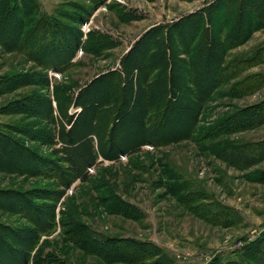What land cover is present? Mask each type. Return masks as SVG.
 I'll return each mask as SVG.
<instances>
[{"label":"rangeland","instance_id":"obj_1","mask_svg":"<svg viewBox=\"0 0 264 264\" xmlns=\"http://www.w3.org/2000/svg\"><path fill=\"white\" fill-rule=\"evenodd\" d=\"M35 1L41 14L60 21L58 35L72 52L62 69L44 67L40 37L12 32L33 6L0 0V25L7 3L22 9L0 32V259L20 250L30 257L21 264H257L252 250L264 243V86L255 89L247 79L264 80V59L251 56L264 47V0ZM168 46L165 67L178 76V101L197 119L194 134L132 150L134 140H145L135 123L126 130L133 137L116 136L120 150L132 151L111 155L99 123L91 125V115L78 119V93L116 71L105 79L108 95L130 79L135 104L145 106L143 93L136 95L142 71ZM211 46L217 64L209 70ZM146 48L153 56L135 71L134 56ZM245 58L257 63L236 66ZM241 68L247 70L230 80ZM161 69L153 67L156 75ZM64 91L75 98L61 113ZM150 108L152 115L160 110ZM252 145L261 146L259 153ZM41 160L59 171L44 165L36 173ZM76 167L86 170L66 187L62 174ZM95 235L111 241L102 248Z\"/></svg>","mask_w":264,"mask_h":264},{"label":"trees","instance_id":"obj_2","mask_svg":"<svg viewBox=\"0 0 264 264\" xmlns=\"http://www.w3.org/2000/svg\"><path fill=\"white\" fill-rule=\"evenodd\" d=\"M21 1L22 2L27 1L29 5L33 6L32 11L33 10L35 11L31 13L30 11H27L26 13L21 14L23 16V21L24 22L26 21V22L24 23V22H20L19 20H17V24H15V26L13 27L14 30H12V32L16 31L15 32L16 37L20 36V37H24L25 39H29V38L33 39L34 37L35 38L40 37L39 40L36 39L37 41L41 42V51L39 53L38 61L42 63L44 67L62 69V66H59V65H65L67 62L70 61V52H72V46L66 41L65 37H61V35H58V32L61 29L58 27L60 25V21L56 19L54 14L53 15L41 14L40 11H38V6H35L34 4L36 3L35 0H21ZM5 8H6V12H5L6 19L3 20V23L1 22L2 24L0 25V32L2 31L4 33L7 29L3 28V25L5 26L8 25V23H6L7 20L10 21L11 19H13L16 16L15 15L16 12H19V13L22 12V9L18 7L17 4H15V6L14 5L10 6L7 3V6ZM30 18H34V20L32 19L34 22ZM28 22L34 23L32 29L30 30L23 29L24 25L26 28ZM236 27L237 26H235L234 29H236ZM49 33L51 37H49ZM77 37L79 38L78 35ZM147 51L148 49L145 50V52H143V55L140 57L134 56L135 62H133V65H135V68L133 69H135V71L139 69L137 67L138 65H141V66L144 65L142 63H144L148 59V57L152 58L153 55H149ZM168 51H170L169 46L168 48H165V50H162L161 48L159 52L161 61L153 60L151 63V66H148V67L144 66L145 72L142 71V75H143L142 81L139 82L140 91H138V87H137L136 95L139 96L143 93L142 94L144 96L143 99L145 98L147 99L146 101L147 103L145 106L142 104L141 105L135 104L136 101L133 98V95H135V93H133V89H131L134 82L133 81L131 82L130 79L128 83L125 81V79L121 82V86L116 90L118 91L116 95H108V91H109L108 89L110 87H107V85H105L106 83L104 82H105V79H107L108 81L113 76H115L117 74L116 71L115 72L113 71L112 75H110L108 78H106L105 74H103L100 78L93 79L89 83V86L85 87L82 91L78 93L76 97V105L82 108L81 112L78 115V119L81 117L84 118L86 117V115H89V116L91 115L89 117L91 125H92V122L95 124L99 123L100 125L99 129L104 133V138H105V135L107 136L106 137L107 142L105 144V147L109 146L110 148L109 152L111 153V155L114 152H117L119 148L118 147L119 140L118 138H116V136L121 135L120 134L121 132H126L125 134L131 135L133 137L135 132L131 130L129 131H126V130L128 129L129 126L134 125L135 123L137 125L139 124L137 127V132H140L143 135H145V140L142 142H138L141 140H134L135 144L133 145V147H129L132 150L136 148H140L141 146L145 144L158 147L160 145H163L164 142L162 141L164 140H168V143H171V142H175V141L185 138L186 137L185 134L186 135L190 134V136L194 134L193 132L195 131L197 119L195 120L192 117L193 111H191V109L187 105H182L180 101H178L179 99L177 95L179 92H181V88H182L180 85L178 76H174L172 74L173 70L171 69V67L170 68L167 67V69L165 67L171 62L170 59L165 58V56H167L168 54ZM257 51L258 52L255 51L251 55L253 57V60L260 59V58L264 59V47L260 48ZM211 52H214L215 54V51L212 50V46H211V49H208V53L206 54V57H205L207 58L206 67L209 70L210 68L211 69L214 68V63L217 64V62H214V60L210 59L213 56V53ZM132 55H133V52L131 51L128 53V55L125 58L131 59ZM223 60L224 59L222 58L221 64L224 63ZM243 62H249L247 66L249 65L251 66L255 62L257 63V61L250 62L248 59L245 58V59H242L241 61H236V66H238L239 63H243ZM141 66H140L139 71H141ZM156 66L163 68V70L161 69L162 71L158 75H156L153 70V67H156ZM221 70L223 74L227 71L226 68L221 69ZM245 70L247 69H243V68H241V70L238 69L236 73L234 72V74L231 75L230 80L238 77V75ZM122 72L126 74L130 72V71H127L126 61H125V71L123 70ZM126 74H125V77H126ZM259 77L264 78V74H261V76ZM247 80L252 81L254 83L253 88L255 89L260 86H264V80L263 82L258 80L257 75L250 76L248 77ZM101 83L103 84L101 85V87H99V89H97L98 88L96 87L97 84H101ZM141 89H143V91ZM146 90L148 91L147 96L145 94ZM64 93H66L65 102L64 104H62V106L60 105V102H59V105L57 107L59 112L61 113L63 111L62 109L64 105L67 108L69 105H71V103L74 101V98H75L74 95L70 96L65 91ZM148 96H149V100H148ZM152 105H155V107L158 106L159 107L158 109H160L155 112V115L154 114L152 115V112H153L152 110H154L150 108ZM136 106L137 107L139 106V107L136 108ZM259 111L261 113L264 112V105L260 107ZM52 112L54 113L53 109H52ZM156 116H159V120L156 121L154 124L152 122L155 118H157ZM238 116H240V114H237L233 119H236ZM255 116H258V114L253 115V118ZM52 118L54 119V115L52 116ZM255 119H253L254 122H255ZM102 121H105V123L101 127ZM77 122L78 120L76 119V122L74 124H77ZM73 128H74V125H71V128L67 133L72 132ZM97 131L99 132V130ZM97 131L92 132L93 135L97 136V134H99ZM2 138L4 139L3 136ZM97 139H98V148H99L98 150L100 151V153L103 154L105 158L110 159V157H107V154L104 151V143L103 144L101 143L102 136L98 135ZM4 140L7 141L9 145L11 144L9 140L7 139H4ZM244 148L245 147H242L241 149L243 150ZM248 149L252 151L253 153H255V151L256 153H259V151L261 150V146L252 145V146H249ZM93 150L95 151L94 148ZM130 150L125 151V149L120 150L119 148V154H120L119 156H123L127 154ZM94 151L91 154L92 156H94ZM227 151L234 152L235 149L232 147L231 149H226V152ZM236 151L238 152V149ZM72 162L73 161H71L70 163ZM37 163L39 164V167L38 165L35 166V168H37L35 169L36 173H43L42 171L43 169L41 168L44 165L46 169L49 168L50 170H53V171L57 169L59 171L60 169L58 166L56 167V165L53 162H50V161L48 162L47 160H41V162H37ZM75 169H76L75 172H73L71 175L62 174L63 179L66 180V183H65L66 187L71 186L77 180V178L81 177L82 175L81 173H83L86 170V169L82 170L80 167L79 168L76 167ZM119 205H122L121 209L119 208V210H123V208H125L124 203H119ZM115 209L117 210V208ZM91 236H92V233H91ZM95 238L96 239L98 238L95 241L96 243L101 244L102 248L104 245H107L109 241H111L108 238H102L101 236H97V235H95ZM86 240L89 243L92 241L89 238H86ZM256 248L252 250L253 252L252 256L256 258L255 262L257 264H264V243L263 245H260V246L257 245ZM14 252L16 254L15 257L11 256L7 252L8 255L6 254L7 256L5 258V261L3 259H0V264H5L7 261L8 263L6 264H21V261L23 260H25L26 262L30 260V257L23 255L20 250L14 251ZM141 260H143V258ZM233 264H236V263H233Z\"/></svg>","mask_w":264,"mask_h":264}]
</instances>
